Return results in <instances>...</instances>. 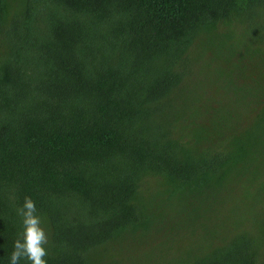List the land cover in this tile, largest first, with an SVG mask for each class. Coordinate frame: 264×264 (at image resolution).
<instances>
[{
  "label": "trees",
  "instance_id": "obj_1",
  "mask_svg": "<svg viewBox=\"0 0 264 264\" xmlns=\"http://www.w3.org/2000/svg\"><path fill=\"white\" fill-rule=\"evenodd\" d=\"M25 196L47 264H264V0H0V264Z\"/></svg>",
  "mask_w": 264,
  "mask_h": 264
},
{
  "label": "clouds",
  "instance_id": "obj_2",
  "mask_svg": "<svg viewBox=\"0 0 264 264\" xmlns=\"http://www.w3.org/2000/svg\"><path fill=\"white\" fill-rule=\"evenodd\" d=\"M37 212L33 199L25 196L22 206L17 208V214L21 217L22 231L13 242L9 264H20L21 260H26L29 264H47L45 257L48 252L45 245L48 238L41 227L42 220Z\"/></svg>",
  "mask_w": 264,
  "mask_h": 264
}]
</instances>
